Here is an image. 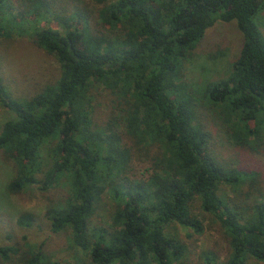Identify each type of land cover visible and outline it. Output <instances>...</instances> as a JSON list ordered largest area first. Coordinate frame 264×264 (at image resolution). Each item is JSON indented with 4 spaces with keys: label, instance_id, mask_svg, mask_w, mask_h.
<instances>
[{
    "label": "trees",
    "instance_id": "trees-1",
    "mask_svg": "<svg viewBox=\"0 0 264 264\" xmlns=\"http://www.w3.org/2000/svg\"><path fill=\"white\" fill-rule=\"evenodd\" d=\"M20 17L51 16L58 29H39L35 45L59 64V78L24 100H11L0 77V105L14 118L0 126V153L13 162L6 189L19 194L37 185L46 192L66 179L64 201L48 202L45 218L53 233L70 231L71 248L87 253L90 264H180L187 248L167 232L170 224L200 235L191 212L199 207L222 228L229 252L212 250L197 264H264V191L260 173L222 162L211 152V133L201 120L194 88L180 81L183 64L205 31L217 21H235L242 45L226 78L206 84L208 107L232 119L234 144L256 150L264 144V37L254 17L264 0H92L97 25L81 0H22ZM15 10L0 0L4 13ZM100 84L125 106V134L139 149L155 148L150 174L128 176L130 152L91 118L90 88ZM194 92V93H193ZM47 148L44 161L41 151ZM234 165V166H233ZM40 176V178L38 177ZM255 195L249 205L223 199L219 187ZM113 203L112 223L91 227L103 194ZM31 214L18 223L30 226ZM19 253L0 244V264ZM22 264L47 262L38 248L19 257Z\"/></svg>",
    "mask_w": 264,
    "mask_h": 264
},
{
    "label": "rangeland",
    "instance_id": "rangeland-1",
    "mask_svg": "<svg viewBox=\"0 0 264 264\" xmlns=\"http://www.w3.org/2000/svg\"><path fill=\"white\" fill-rule=\"evenodd\" d=\"M11 1L15 10H12L10 15L4 13L1 19L4 35L7 36H0V77L7 88L9 98L22 101L43 86L55 83L59 78L58 62L53 56L38 48L34 43V38L37 30L58 29L61 24L49 15L20 17L19 12L25 11L23 1ZM81 1L83 4H88L91 10L90 26L100 28L97 25L98 7L93 4L92 0ZM254 22L264 37V8L256 14ZM241 45L242 35L234 20L215 22L205 31L192 56L184 62L180 81L194 88L195 93H193L199 102L201 120L211 133L212 154L218 160L235 164L246 172L260 173V189L264 191V144L256 150L235 145L230 129L233 118H225L208 107L198 94L206 84L227 77L231 71L232 60L237 56ZM90 109L92 121L97 129L106 128L110 120L114 122L110 132H113L116 140L117 138L122 140L130 152L128 176L132 179H141L150 174L152 157L155 156L156 149H139L125 134L122 123L125 106L118 101L116 96L104 86L95 84L90 88ZM13 118L14 114L0 105V126ZM47 148L48 146H44L41 151L44 161L47 157ZM14 174L13 162L0 153V244L15 246L19 250L18 255L7 264H22L19 262V257L38 248L47 262L90 264L85 251L69 246L70 231L53 233L44 216L50 200L58 203L67 197L69 190L67 180L59 179L46 192L39 190L37 185H33L19 194H10L6 187ZM239 190L232 192L228 187L220 186L219 195L223 199L234 200L240 205H250L256 194H251L248 199H244L243 192L247 191L246 186ZM113 210L112 199L105 192L91 218V227L110 226ZM191 212L203 226V232L200 235L193 234L177 224H170L167 228V232L187 248L186 256L180 264H197L199 253L206 249L215 252L220 260H225L229 246L222 228L210 215L202 212L198 200L192 203ZM23 214L34 216L30 226L18 223L19 217ZM247 264L262 263L249 260Z\"/></svg>",
    "mask_w": 264,
    "mask_h": 264
}]
</instances>
